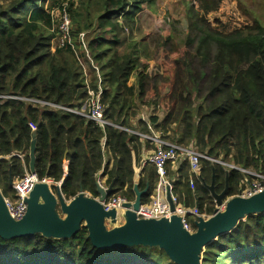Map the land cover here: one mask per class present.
<instances>
[{
  "label": "trees",
  "instance_id": "obj_1",
  "mask_svg": "<svg viewBox=\"0 0 264 264\" xmlns=\"http://www.w3.org/2000/svg\"><path fill=\"white\" fill-rule=\"evenodd\" d=\"M220 1L197 0L196 36L188 38L189 46H195L194 55L175 62L167 113L160 122L158 117L149 121L170 142L193 146L207 157L264 173V25L252 19L251 25L231 31L211 28L206 16L218 9ZM144 2L0 0V95L69 108L79 107L85 100L82 69L74 52L69 47L50 50V31L56 14L64 10L70 16L71 38L77 50L78 35H92L87 37L86 47L99 69L107 117L134 131L130 120L136 118V100L143 101L153 82L145 67L139 70L141 42L131 36L135 16ZM134 75V84L128 85ZM91 88L97 89L96 77ZM194 94L201 101L193 107ZM140 124L139 132L148 133L146 125ZM170 126L176 129L167 137L165 131ZM33 134L35 174L53 182L64 179L61 193L65 199L74 198L79 190L96 197L95 181L103 168L106 186L117 177L109 198L119 194L127 201L134 200V168L140 166L136 144L141 138L113 127L103 133L91 121L74 114L0 99V191L4 197L13 194L12 183L28 171ZM185 164L178 169L179 180L172 192L183 187L182 196L195 201L197 213L207 217L215 210L205 187L213 176L216 193L225 189L227 177V196L236 194V187L243 183L240 172L226 171L207 160L201 161L199 177L183 173ZM136 182L139 190L147 189L141 199L142 204L147 203L157 184L154 167H143ZM186 221L195 230L194 221L189 217ZM0 264L173 263L157 247L97 250L82 227L73 239L55 240L39 234L0 238ZM201 264H264V214L246 217L235 231L208 245Z\"/></svg>",
  "mask_w": 264,
  "mask_h": 264
},
{
  "label": "water",
  "instance_id": "obj_2",
  "mask_svg": "<svg viewBox=\"0 0 264 264\" xmlns=\"http://www.w3.org/2000/svg\"><path fill=\"white\" fill-rule=\"evenodd\" d=\"M35 144L33 134L28 167L31 175L35 174ZM116 180L117 177L106 188L95 182L96 197L79 190L70 200L65 199L61 193L64 179L59 187L37 183L25 201L24 216L17 221L9 215L0 191V238L13 240L39 234L55 240L73 239L83 227L87 230L91 246L97 250L157 247L173 264H201L202 254L208 245L220 236L235 231L246 217L264 214V189L251 197L228 198L227 177L225 189L216 193L213 176L210 184L205 187L214 200V213L209 217L199 216L194 222L195 230L189 232L183 228L181 218L174 214L175 204L169 187L165 190L166 202L173 213L169 219L137 218L135 212L142 205V196L147 192V189L139 190L137 182L134 183L135 198L132 202L122 203L118 209L105 210L104 203L113 193ZM192 214L187 213L185 217ZM118 218L122 219L119 225L116 224ZM108 222L115 224L114 227L107 229Z\"/></svg>",
  "mask_w": 264,
  "mask_h": 264
},
{
  "label": "rangeland",
  "instance_id": "obj_3",
  "mask_svg": "<svg viewBox=\"0 0 264 264\" xmlns=\"http://www.w3.org/2000/svg\"><path fill=\"white\" fill-rule=\"evenodd\" d=\"M198 5L197 0H145L141 5V10L137 12L131 36L135 41L141 42L137 53L140 66L139 70L145 67V73L153 79V82H150V88L143 101L136 100L138 106L135 115L136 119H140L144 116L148 119L158 117L162 120L163 117H165L169 108V101L167 99H169V90L172 88L171 83L175 70V62L185 61L194 55L193 48L195 49V46H189L188 38L193 39L196 36L193 25L195 24V14L200 12ZM252 19H257L264 25V0H221L218 9L206 16V20L211 28L225 31L249 26L252 24ZM54 29L55 26L53 30L50 31L51 35H53ZM91 36L92 35L88 36L87 34L88 39L91 38ZM87 37L86 33H80L78 35V50H82L83 44L87 42ZM56 48L55 39H50V50L55 51ZM79 57L83 63V58L85 57L83 52ZM84 60L86 61L85 58ZM91 61L93 62L92 59ZM96 70H98V73H96ZM135 73H137V71ZM98 75V66L93 62V69L90 68V73H88L90 82L92 83L95 77L97 81ZM135 78V75L131 77L129 83L134 84ZM200 101V99L196 98L195 94L192 95L193 107L199 104ZM174 127L175 126H173V128ZM174 129H176V127ZM191 147L197 150V148ZM224 162L231 163L230 161ZM181 165L182 163L180 162L175 163V167L172 169L169 168L166 174V182L172 185V191L175 179L179 180V178H177L179 176L178 169L182 167ZM200 166L201 162L199 168ZM221 167L224 168L223 166ZM139 168H141V166ZM182 169L183 173L185 172L187 174L188 172L189 174L197 176L190 171L187 164L183 165ZM224 169L228 171V169ZM139 170L141 169H137V171L134 172L136 180H138L141 174ZM250 170L254 171V169ZM156 176L157 184H159L157 173ZM242 180L243 183L236 187V194L233 196H237L239 193L246 190L250 183H252V179L245 176ZM191 183L192 182H189V185H192ZM183 193L184 188L177 187L176 191H174V193L172 192V195L177 199V203L193 213L189 218L196 222L199 216L205 217L206 215L197 213L194 205L195 201L187 198L185 194L184 198L182 196ZM115 196L120 197L119 194ZM227 197L230 198L232 196ZM182 199H184V201H182ZM183 203L189 206L187 207ZM121 222L122 219L120 221L117 220L116 224L118 223L117 225H119ZM114 225L115 224L108 222L107 229L114 227ZM211 261L214 262V259L212 258Z\"/></svg>",
  "mask_w": 264,
  "mask_h": 264
},
{
  "label": "built area",
  "instance_id": "obj_4",
  "mask_svg": "<svg viewBox=\"0 0 264 264\" xmlns=\"http://www.w3.org/2000/svg\"><path fill=\"white\" fill-rule=\"evenodd\" d=\"M56 25L53 31V40L55 39V43L59 48L69 47L74 54L76 55L77 61L79 62L82 68L83 74V84L86 87V98L80 104L79 107L76 108H69L59 104H54L50 102H46L43 100H37L34 98H26L21 96L15 95H0V99L2 100H13V101H21L28 103L32 106L38 105L41 107H47L53 110H58L64 113L74 114L80 117H83L89 121H91L96 127L100 128L104 133L105 128L113 127L120 131L127 132L131 135H135L141 138L143 141L151 143L153 149L149 156L141 162V167L145 166H152L154 167L158 179V189H157V196H152L150 201L147 203L142 204L139 209L135 212L137 218L139 219H160L165 218L169 219L170 216L173 214L170 212L169 205L165 199V190L166 187H169L172 191V185L167 184V168L169 165H174L177 162L186 163L189 167L190 171L199 177L200 172V162L202 160H207L211 163L218 164L223 166L228 170H235L243 174L245 177L252 179V183L248 186V188L237 196L241 197H251L252 195L260 192L264 189V173L261 172H254L250 169H243L240 167L235 166L232 163H226L222 161L220 158H210L206 155L199 153L197 150L193 149L192 147L184 146L181 144L173 143L166 140L161 133L156 132L153 130L152 125L147 117L142 116L140 118L141 122L144 123L148 129V133H141L136 130L132 131L127 129L119 124L113 123L106 115V106L102 103V92L103 87L101 85V79L99 75L97 76V89L93 90L91 88V82L89 80L88 73H90V68L93 69V62L89 57V53L86 47V44H83L82 50H77L74 42L71 38V22L68 17L66 11H61L56 14ZM53 30V28H52ZM80 52L85 55V59L83 58V63L81 58L79 57ZM98 73V70H96ZM146 118V119H145ZM105 150V143L102 144V151ZM13 156L22 159L23 155L13 154ZM67 161L63 164L64 175L67 172ZM103 174V168L97 174L96 183L103 188H106L105 185V178H102L101 175ZM196 176V177H197ZM62 181V180H61ZM61 181L53 182L50 179H39L36 174L31 175L29 170L25 172L24 176L15 180L12 185L13 194L9 197H4L5 205L7 211L12 219L20 220L25 212H26V199L32 190L33 186L37 183H48L53 184L57 187L61 185ZM192 182V181H190ZM172 200L175 204V212L174 214L181 218V222L183 228L189 232H193L190 225L187 223V213H192L189 209L181 206L177 203V199L172 195ZM127 202V200L121 197H112L109 198L106 203H104L105 210H110L112 208H119L122 203ZM120 221L121 218H118Z\"/></svg>",
  "mask_w": 264,
  "mask_h": 264
},
{
  "label": "crops",
  "instance_id": "obj_5",
  "mask_svg": "<svg viewBox=\"0 0 264 264\" xmlns=\"http://www.w3.org/2000/svg\"><path fill=\"white\" fill-rule=\"evenodd\" d=\"M99 78L101 79V76H100V73H99ZM130 80V79H129ZM102 85V84H101ZM128 85H130V83H129V81H128ZM140 119L139 118H134V119H132V120H130V122H131V126L132 127H134L135 128V130L136 131H138L139 132V129H140ZM161 121V119H159V122ZM175 128V127H174ZM174 128H173V126H170L169 128H168V130L167 131H165L166 133V135H167V137H171L172 136V134H171V132H172V130H174ZM165 134H163V135H165ZM136 150H137V152H138V156H139V158H140V165H141V162L143 161V160H145L148 156H149V154L151 153V151H152V149H153V146L151 145V143H149V142H146V141H143L142 139H139L138 140V143L136 144ZM109 165H111V164H109ZM110 167V166H109ZM140 166L138 165V167L137 168H134V172H136L137 171V169H142V167L141 168H139ZM175 167V164L174 165H169V168L170 169H172V168H174ZM139 173H141V170H139ZM139 178V177H138ZM177 178H179V176L177 177ZM105 180V179H104ZM178 179H175V181H177ZM134 181H136V179H135V176H134ZM157 189H158V184H156L155 185V188H154V190H153V192H152V194H151V196L149 197V200H148V202L150 201V199H151V197L152 196H157ZM88 195V194H87ZM195 209H196V206H195Z\"/></svg>",
  "mask_w": 264,
  "mask_h": 264
},
{
  "label": "bare ground",
  "instance_id": "obj_6",
  "mask_svg": "<svg viewBox=\"0 0 264 264\" xmlns=\"http://www.w3.org/2000/svg\"><path fill=\"white\" fill-rule=\"evenodd\" d=\"M63 6V5H62ZM66 10V9H65ZM69 18H70V16H69ZM127 30V29H126ZM114 123V122H113ZM133 131V130H132Z\"/></svg>",
  "mask_w": 264,
  "mask_h": 264
}]
</instances>
